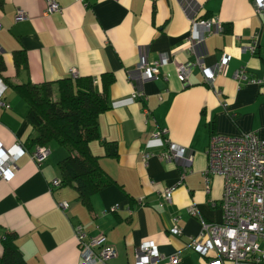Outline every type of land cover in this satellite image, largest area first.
Returning <instances> with one entry per match:
<instances>
[{"label":"crops","instance_id":"crops-1","mask_svg":"<svg viewBox=\"0 0 264 264\" xmlns=\"http://www.w3.org/2000/svg\"><path fill=\"white\" fill-rule=\"evenodd\" d=\"M54 1L61 10L45 15L47 0H0V79L6 85L0 145L24 146L33 135L27 103L15 88L91 79L107 108L97 117L98 138L88 147L110 182L82 203L73 187L51 185L61 180L64 148L46 145L49 155L41 167L30 159L32 149L26 150L16 160L13 178L0 181V236L15 234L26 264H81L76 225L87 236L103 234L115 248L116 257L97 264H135L136 249L147 240L163 255L179 253L176 264H208L214 254L186 248L201 230L188 209L195 207L206 223H222V179L210 177L207 184L204 176L211 134L255 133L264 139V17L251 0H194L198 16L217 20L223 30L205 39L200 55L206 67L227 58L211 89L198 69L187 86L176 79L175 65L193 60L185 47L189 22L180 0ZM17 10L27 20L17 21ZM253 41L254 52L245 49ZM160 54H168L172 65L152 80L137 79L138 58L152 61ZM238 70L262 83L236 81ZM107 77L113 81L105 91ZM135 91L142 98L132 99ZM156 131L165 135L152 139ZM166 142L183 148L191 160L159 158L167 152ZM174 185L172 204L160 206V191ZM174 219L179 237L169 233Z\"/></svg>","mask_w":264,"mask_h":264},{"label":"built area","instance_id":"built-area-1","mask_svg":"<svg viewBox=\"0 0 264 264\" xmlns=\"http://www.w3.org/2000/svg\"><path fill=\"white\" fill-rule=\"evenodd\" d=\"M180 2L189 22V36L185 47L193 55V60L175 65L176 79L181 85L187 86L189 75L194 69H198L206 86L213 89L216 75L227 67V58L223 56L214 66L206 67L200 55L203 54L205 39L211 34L222 33V26L215 19L200 18L198 5L194 0ZM251 3L256 13L264 17V0H251ZM60 10L61 7L56 1L47 0L44 14L49 15ZM16 20H27V14L17 10ZM255 47L253 41L245 49L254 52ZM172 63L168 54H160L152 61L140 56L135 68L136 78L143 82L152 80L161 75V71ZM164 76L165 79L168 78V75ZM234 79L238 82L262 83L247 78L244 70L236 71ZM5 89L6 85L0 79L2 107H6L1 101ZM215 93L218 92L215 90ZM140 98L142 93L135 91L132 99ZM164 135L165 131H156L151 137L160 139ZM167 145V152L159 158L166 162L182 158L191 160V157L185 155L183 148L170 143ZM23 153H26V149L20 143H16L8 150H4L0 145V181L9 182L13 178L17 168L16 160ZM48 155L49 150L45 146H35L29 152L30 159L37 167L43 165ZM206 155L208 163L204 171L205 182L208 184L209 178L215 176H219L223 182L222 223L211 224L202 221L195 207L191 206L188 213L201 221V230L197 236L189 238L186 248L202 256L214 254V258L208 264H264V139H260L255 133L239 136L211 134ZM144 157L147 158L148 155ZM181 178H184V174ZM51 185L59 187L60 181L53 180ZM177 186L166 187L160 191V206L172 204V195ZM138 204L143 205L142 200H138ZM60 207L65 209L67 206L60 204ZM73 231L80 251L81 264L105 263L116 257L115 248L106 244L103 234L87 236L79 225H76ZM169 233L177 237L182 235L177 219L173 220ZM160 261L176 264L179 261V253L163 255L152 240L141 243L136 249L135 264H154Z\"/></svg>","mask_w":264,"mask_h":264},{"label":"trees","instance_id":"trees-1","mask_svg":"<svg viewBox=\"0 0 264 264\" xmlns=\"http://www.w3.org/2000/svg\"><path fill=\"white\" fill-rule=\"evenodd\" d=\"M15 63L19 64L18 56ZM112 81L107 77L105 91ZM15 89L27 103V121L33 133L24 144L26 150L51 142L64 148L68 155L59 163L60 186L73 187L77 198L86 203L110 182L88 147L90 141L98 138L97 117L107 108L105 100L97 95L91 79L87 78L78 79L74 84L66 79L56 86L25 84ZM15 237L8 232L0 236V264H26Z\"/></svg>","mask_w":264,"mask_h":264}]
</instances>
